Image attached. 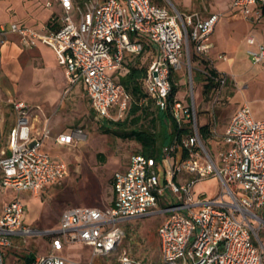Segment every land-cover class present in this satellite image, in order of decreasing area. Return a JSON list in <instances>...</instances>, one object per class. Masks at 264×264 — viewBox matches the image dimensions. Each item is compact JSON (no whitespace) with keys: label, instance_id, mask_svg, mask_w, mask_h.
Here are the masks:
<instances>
[{"label":"built area","instance_id":"1","mask_svg":"<svg viewBox=\"0 0 264 264\" xmlns=\"http://www.w3.org/2000/svg\"><path fill=\"white\" fill-rule=\"evenodd\" d=\"M56 1L62 13L43 28L0 24V41L15 34L23 48L38 43L51 48L64 69L66 93L82 85L97 116L111 120L127 115L133 103L118 78L145 48L152 49L155 57L144 78L146 91L156 109L167 112L178 129L188 126L190 133L162 147L158 159L141 153L131 156L127 168L113 174L112 206L67 208L52 230L26 226L19 199L0 205V264H11L5 261V250L20 249L17 240L26 244L30 236L49 239L50 252L28 264H81L61 254L73 245L90 248L97 262L87 264H104L102 259L120 249L126 236L123 223L154 215L163 216L157 229L160 264H264V119H254L250 107L243 105L222 133L217 131L215 109L229 82L227 74L219 73L215 101H210L209 108L210 135L224 145L218 159L203 142L198 124L193 72L197 70L204 78L210 75L202 62L209 61L211 35L220 15L201 18L197 13H171L151 0ZM233 8L258 22L263 18L264 0H234ZM247 43L256 47L247 51L251 62L263 63L264 45L253 37ZM219 59L226 61L227 57L220 55ZM107 71L115 73L110 76ZM181 72L188 78L192 101L176 98L174 88L181 86ZM12 108L16 125L9 137V154L0 153V186L37 195L47 185L61 181L66 167L41 151L49 130H35L31 107L17 101ZM84 139L83 131L75 129L57 137L56 142L69 146ZM183 152L187 158L182 157ZM186 175L185 182L177 181ZM207 177L219 178L221 193L196 197L195 184ZM224 188L230 201H219ZM106 264L144 263L121 252Z\"/></svg>","mask_w":264,"mask_h":264},{"label":"rangeland","instance_id":"2","mask_svg":"<svg viewBox=\"0 0 264 264\" xmlns=\"http://www.w3.org/2000/svg\"><path fill=\"white\" fill-rule=\"evenodd\" d=\"M46 1L47 0H0V22H6L5 24L9 26V18L12 14L18 16L23 22L44 23L47 10L46 7H49L47 6L48 3L45 7ZM188 1L189 0H154L157 4L169 6L171 9L175 8L179 13L181 12V14H192L195 12L194 7L199 5L201 0H191V4L193 5L192 9L188 8ZM82 3L83 1H79V4ZM52 4L53 3H51V6ZM196 9V12H198V8ZM200 13L202 14L204 11L201 10ZM226 57L229 59L228 56ZM114 73L115 72L107 71V74L110 76H113ZM179 75L185 78L184 72L179 73ZM228 75L236 80L238 78L241 83L244 82L242 85L246 84L249 85V87H253V83L262 85L264 83V65L254 66L253 64L252 67L247 68L245 73H242V70H238L237 66L235 68V76L232 74ZM193 76L194 99L197 105V112L199 113V124L203 126L208 121L203 110L210 107L208 101H215V95L208 94L204 96L200 87V77L202 75L197 70H194ZM118 79L120 80V78ZM232 89H235V87L232 86L231 90H229L230 96L232 95ZM252 89L253 88L248 91L246 90V99L250 100L248 102L254 114L260 117L261 113H264V98L259 96V94L255 96L254 93L251 92L253 91ZM178 90L176 96L178 100L192 101L190 97H188L190 95V85L188 84L187 77L185 79V85L179 87ZM10 99L9 97L5 98V104H8ZM218 101L227 100L221 94ZM235 110L232 103H225L221 109H215V114L219 117L218 131L223 130ZM59 111L60 106L57 107L55 113ZM154 111V107H150V112ZM127 117L128 116L125 115L118 120H107L121 123L125 121ZM150 119V117L148 119L143 118L140 122L143 128L149 127ZM62 121L67 124H74L75 128L81 129L85 134V139L73 145L60 148L57 156L60 158V162L66 167V177L47 194L36 195L35 197L40 200L39 204H35L25 192L18 193V197L22 198L26 205L27 216L25 224L31 229L45 231V226L43 224L48 227L55 226L58 223L61 212L68 207L84 205L102 207L106 205L111 198L113 173L125 165L131 156L139 153L141 149L140 144L134 140L122 139L112 132H105V125L112 130H120L118 127L107 123L106 119L98 118L91 110L85 96L67 105V109L62 116ZM139 125H137L136 128H138ZM202 140L207 146L215 144V140L212 137H202ZM218 145L224 148L223 144L218 143ZM214 147L216 146L214 145ZM219 153L220 149H218L216 153H212V155L217 158ZM193 191L196 197L199 194H206L208 198H212L221 193L222 185L218 177H207L198 181ZM223 191L224 197L223 199L219 198V201H230V196L227 194L226 188H224ZM168 193L170 194V192ZM11 194L13 196V193ZM32 196L34 197V195ZM172 198L174 203L178 202L176 198ZM33 219L35 223L32 222ZM162 222V215L127 221L122 226L126 232V236L121 243L120 249L117 250V253L110 255L109 259H102V262L104 264H106L107 261L114 262L119 253L126 252L131 258L143 261L144 264H160L161 257L157 229ZM261 240L264 243V236ZM17 243L22 246V255L28 256L30 253L40 255L47 254L48 240L43 236L28 237V244L24 246L21 240H17ZM62 254L76 263L87 264L90 262H97V259H92L90 248L83 245L69 246L64 249ZM17 259L19 260V258Z\"/></svg>","mask_w":264,"mask_h":264},{"label":"crops","instance_id":"3","mask_svg":"<svg viewBox=\"0 0 264 264\" xmlns=\"http://www.w3.org/2000/svg\"><path fill=\"white\" fill-rule=\"evenodd\" d=\"M79 1H85V0H74V2L76 3H79ZM151 1L157 4L156 2H154V0ZM233 1L234 0H201L199 5L194 7L195 9L198 8V12H196L197 9L196 10L194 9L195 11L194 13H197L201 18H206L210 14L220 15V19L215 26L213 34L211 35V42L213 43V49L209 52L208 55L209 61H206L208 64L207 65L203 64V66L207 70H209V72L214 70L216 71V73H218V75L219 73H225L227 75L232 74L235 76V68L237 66H238V70H242V73H245L247 68L253 66V63L251 62L247 54V51L249 49L256 50V47L251 48L248 45L247 40L250 37H253L256 43H260L264 45V16L258 22L248 19L244 16V14L240 10L233 8ZM49 2L53 3L52 6L46 7L47 3ZM157 5L168 9L171 13L179 12L175 8L171 9V7L169 6L167 7L161 4H157ZM45 7L47 8V10L45 14L44 23L23 22L18 18V16H14L12 14L9 18L10 20L9 23L17 24L19 26H23L34 30H39L43 28L45 25H47L52 17L59 16L62 13L61 7L56 0H47L45 2ZM192 7L193 5L191 4V0H189L188 8L192 9ZM201 10H203L204 13L206 14L204 13L201 14L200 13ZM5 23L6 22H0V24H5ZM2 52H3V58H2ZM220 55H224L225 57L228 56L230 61L229 59H227L228 61L226 60L227 62L220 60L219 59ZM259 65H264V62L257 64L256 66ZM228 76H229V82L222 91V95L227 101H221L220 105L216 109H221V107L225 103H232L234 108L236 109L233 112L234 114L241 106L248 105L252 111L254 119L263 120L264 113H261L260 117L254 114V111L252 110L250 103L248 102L250 100L246 99V94H247L246 90L248 91L251 88H253L252 89L253 91L251 92H253L255 96L259 94V96L264 98V83L262 85L253 83L252 85L253 87H249V85L246 84L242 85V83L244 82L242 83L239 82L238 78L236 80L234 78H231L230 75ZM181 77L182 76H180L181 86L179 87L185 85L186 78L183 77L181 78ZM65 79H66L65 72L62 65L57 61L55 53L48 46L42 43H38L33 48H23L19 43V39L17 35L15 34H9L6 40L0 41V153L3 152L5 154H9V148H8L9 137L12 129L16 125V113L12 108V102L20 101V102H24L25 104L31 107V120L35 130L41 132L44 130H49V136L47 139H45L41 147V151L43 153L50 155V157L53 160L60 162V158L57 156V153H59L61 147H67L68 145H59L56 142V138L59 137L60 135L70 134L73 130L78 129L75 128L74 124L73 125L67 124L64 121H62V116L67 109V105L85 96L88 101V104L90 105L91 110L97 116V114L94 112L92 108L91 102L88 96L86 95L82 85L74 86L68 93L65 94V89L67 87V82ZM200 80H201L200 87L202 89V93L204 94L203 88L206 82L203 76L200 77ZM232 86H234L235 89H232V95L230 96L229 90H231ZM176 91L178 93L179 91L178 88L176 89ZM193 92H194V76H193ZM209 94L213 95L214 90H212ZM204 96L206 95L204 94ZM7 97L11 99L8 104H5V98ZM208 104L210 105V101H208ZM59 106H60V111L58 113H55L57 107ZM209 108L210 107H208V109L206 108L205 110H203V112L206 114V117L208 119L207 123L201 126L199 124V118H198V124L200 127V134H201V128L206 127L207 137H212L214 139V137L210 135L209 132L210 123H211V113ZM232 115L230 116V118L232 117ZM215 116L217 119L216 129H218L219 117H217L216 114ZM222 131H218V132L222 133ZM201 137L203 136L201 135ZM214 142H215L214 145L216 147H214V145L207 146V148L212 153H216L218 149L220 150L222 149L221 146L218 145V143L222 144V141L220 139L215 140ZM129 161L130 159L125 165H123L120 169L116 170L115 172L125 170L129 164ZM187 179L188 176L186 175L184 177H179L177 181L183 183ZM61 181L55 184L47 185L37 195L47 194ZM11 193H13V196ZM18 193L21 192H17L12 188H6L0 186V205L1 207H3L16 199H19L24 208L23 221L25 224L26 216H27L26 205L23 199L18 197ZM25 193L28 195L29 198H31L35 202V204L36 203L39 204L40 200L39 198L35 197L36 194H32L30 192H25ZM32 195H34V197ZM114 199H115V194L112 184L111 198L106 205L102 207L87 206V205L76 206V207H97V208L110 207L112 206ZM68 208H73V207H68ZM59 219L60 216L58 218V223H59ZM34 221L35 220L33 219L32 222ZM58 223L55 226H50V227L43 224L45 226L44 229L47 230V229L55 228L58 226ZM47 240H48L47 253H49L50 243H49V239ZM26 244H28V241ZM26 244H23V246ZM21 249L22 246L20 247V249H16L14 247L6 249L5 261L11 264H28L29 263L28 260L30 258L33 259L34 257L40 255L35 253H30L28 256L22 255ZM17 258H19V260Z\"/></svg>","mask_w":264,"mask_h":264},{"label":"trees","instance_id":"4","mask_svg":"<svg viewBox=\"0 0 264 264\" xmlns=\"http://www.w3.org/2000/svg\"><path fill=\"white\" fill-rule=\"evenodd\" d=\"M154 55L155 53L152 49L145 48L141 55L126 65V73L120 77V83L132 95L133 103L127 113L128 117L125 121L120 123L106 119L107 123L118 127L120 131L112 130L107 125L104 128L105 132H112L122 139L136 141L141 146L139 151L141 154L146 157L158 159L162 147L168 145L177 137L182 139L186 134L190 133V130L188 126L183 129H178L175 121L167 112H161L155 108L154 101L146 91L144 78ZM202 64L207 65L208 63L203 61ZM217 77L218 73L213 70L210 71L208 77L204 78L206 82L203 88L205 95H208L217 87L215 83ZM174 91H176V88H174ZM150 107H154L155 111L150 112ZM149 117L151 118L149 120V127L143 128L140 122L143 118L148 119ZM137 125H139L138 128H136ZM129 127L133 128L131 129ZM201 135L203 138H207L206 127L201 128ZM187 156L186 152L182 153L183 158H187ZM31 260L30 258L28 262Z\"/></svg>","mask_w":264,"mask_h":264},{"label":"bare ground","instance_id":"5","mask_svg":"<svg viewBox=\"0 0 264 264\" xmlns=\"http://www.w3.org/2000/svg\"><path fill=\"white\" fill-rule=\"evenodd\" d=\"M229 61H230V59H229ZM232 61V60H231Z\"/></svg>","mask_w":264,"mask_h":264}]
</instances>
